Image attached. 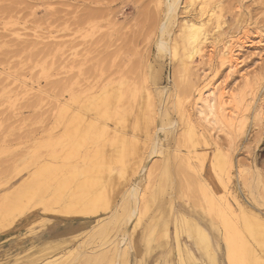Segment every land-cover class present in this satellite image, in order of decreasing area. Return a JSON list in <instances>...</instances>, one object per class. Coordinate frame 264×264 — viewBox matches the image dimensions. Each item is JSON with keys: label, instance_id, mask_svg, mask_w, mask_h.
I'll return each instance as SVG.
<instances>
[{"label": "rangeland", "instance_id": "374dc122", "mask_svg": "<svg viewBox=\"0 0 264 264\" xmlns=\"http://www.w3.org/2000/svg\"><path fill=\"white\" fill-rule=\"evenodd\" d=\"M157 1L158 0H0V118L3 119V127L0 125V171H2L0 172V182L4 181L0 183V198L4 195V191L10 186H6V182L11 180L12 183H15L20 180L21 176L28 173L27 170H24L20 176H13L16 169L19 170L22 166L35 162V151L42 154V162L49 159L50 148L47 146L52 145V142L56 140L48 130L52 114L50 109L53 104L56 103L57 96L65 95L69 98L73 94L80 95L81 103H86L85 101H87L89 97L91 98L96 95L98 97L99 93L103 92L105 89H109L108 87L123 84L126 95L129 96L130 89L132 88L131 90L137 91V98L140 102L143 89L151 88L153 108L157 110L159 108L158 105H164L163 108L167 115L178 120H181V107L178 108V99L184 101L187 100L186 97L188 96L190 99L195 100L198 90L211 80L215 81L216 84L221 82L220 84L227 85V88L229 87L228 90L232 91L234 89L233 91H236V93L241 96L243 95L245 98L250 97L251 90L253 87L256 88V74L252 77L250 84L247 86L241 81L238 72H229L225 65H221L218 51H220L223 42L227 39L241 37L243 30H250L249 34L251 39L254 40L255 45L256 42H259L261 38H257L256 35H258L257 33L259 31L263 30L261 27L264 25V0H222V25L220 31L223 30L222 32H224V37L226 39L217 45V54H214L211 61L207 59L209 62L203 60L201 63V60L195 59L190 62L189 66L192 71L190 70L189 74H185L179 62H173L169 56L165 57V59L157 56L156 41L160 34L159 24L162 20V16H164L163 12H161L164 9V5H158ZM184 1L185 0H182V3ZM182 16L181 8L180 17ZM179 27L180 25H176L174 27L175 31L178 32ZM15 32L18 34L21 33L22 38H18V34H14ZM36 33H38V35ZM53 36L55 38L50 40ZM56 36L59 38L57 39ZM47 37L49 39H47ZM35 39L41 42V44L38 46L27 44L29 42H34ZM63 41L66 43L63 44ZM1 42L3 43L1 44ZM58 42L62 46V50L49 51L47 44L56 45ZM260 49L261 52L259 55L253 48L245 50L243 53L245 62L242 67L244 66L248 71L260 70L261 66L262 69H264V41L260 44ZM46 52L48 53L46 54ZM77 53L80 54L77 55ZM61 54L64 55L61 56ZM68 54L69 56H66L64 59L63 56ZM260 56H263L262 61L258 60ZM66 60H68L67 63ZM47 67L48 69H46ZM205 68L208 69L206 70ZM202 70L207 71L206 80L201 77L203 73ZM191 72H193V74ZM21 73H25L26 75L24 74L22 76ZM197 74L199 77H197ZM16 75L17 77H15ZM172 80L175 82L176 90L169 98L160 93L159 97L158 92L153 91L155 83L160 86H170L173 82ZM84 84L86 85L85 87ZM31 86L35 88L32 89L33 87ZM181 86L183 90L179 89ZM16 87L18 88L16 89ZM190 87H192V92L189 90ZM22 88H27L30 92V96H19L17 102L18 109L12 111L8 104V100L10 101L12 99L10 97L13 95L14 91L17 93L22 90ZM7 89L10 90L7 91ZM182 91H184V93ZM189 94L192 95L190 96ZM72 104V108L76 107L77 109L79 107V104ZM230 104L235 107L234 103ZM127 105H129V102ZM186 107L194 117L192 105L186 104ZM135 111L130 120L128 129L130 133L134 131L132 125L136 120ZM82 113L85 114L86 117L95 115L94 111L92 113L82 111ZM100 121L103 122L104 120L101 119ZM154 121L155 120L150 123L151 139H154V137L160 138L165 147V152L159 155H152L150 158L151 161L149 160L151 166L152 161L155 160L156 162H154L152 166L153 170L155 169L154 172L152 170V185L150 186L151 188L147 190L148 194L145 195L144 201L140 204L141 212L138 215V217H140L138 219L140 225L137 226L136 231L133 230L131 235L132 243L127 250V253H129L126 256H122L121 263L154 264L156 259L160 258L158 264H182L180 263L179 251L176 248V241L180 239L183 250L185 249V252H183L184 256L187 253L186 249L191 247L194 248L195 253L202 260V263L211 264L207 256L198 251L192 240L193 238H191L192 234L187 224L188 221L186 219L184 220V217L188 216V219L194 218L200 220V222L210 229L218 249L216 251L217 264H229L225 253L224 240L213 228L211 217L207 216L209 207H206L208 204H205L206 200L203 194H201V191H199V189L202 190V187L198 189L196 185L200 195L199 197H202L205 202L201 198L200 200L197 198L198 193L196 191L194 192L192 189L194 184H191L192 187L190 190L186 187L187 185L189 186L192 178L198 177L199 175L208 180L212 177L210 167L215 157L213 146L206 147V145L200 143V145L193 147V144L184 133L186 129V123L184 121H180L178 126L175 129L173 128L174 131L167 136L164 128L159 127ZM108 122L111 128L118 125V123L113 120H108ZM261 126L252 128L251 125V128L249 127L250 132L249 130L247 131L249 135L246 133L247 136H244L245 138L235 136L234 142H232L226 132L221 131L219 133V140L224 152H228L229 149L233 147L234 157H238L237 159H240V162L242 161L243 170L248 172L243 173L248 177L252 175L255 177L256 186L253 195L250 194L249 190L247 194L251 198L256 197L257 193L259 200L262 201L260 208L264 209V125ZM120 128L122 131H126V129H122L121 126ZM138 137L139 142L145 146L143 150L147 156L150 150V144L153 140H146L147 137L144 132L139 133ZM145 141H147L146 144L144 143ZM32 149L34 154H32V152H30L31 154L29 153ZM191 152H193V154ZM194 161L198 163L197 165L199 167L204 162V168L200 169L197 167L194 170L191 169V167H193L191 163ZM156 165L160 167H157V170ZM180 165L184 167L185 165L187 167L189 165L188 168L186 167L183 169L187 172L183 170L180 171V169H178ZM164 166H166V168ZM249 166H252V172L250 169L248 170ZM35 168L36 167L32 165L30 170H34ZM148 172L147 169L145 173L147 174ZM181 172L186 175L185 178H191L189 179L190 183L189 180L181 178L184 176L180 174ZM197 173L198 175H195ZM182 179L187 182V185ZM181 181L185 184L184 188ZM146 183L147 182L142 184L143 189ZM209 183L212 187L213 183L211 180ZM182 188L185 191H183ZM193 188L195 189V187ZM187 190L189 194L193 191L191 193L192 195L197 193L196 196H194L195 194L193 195L196 202L192 195L190 196L184 193L187 192ZM184 195L190 196V198L184 197ZM179 196L181 198L183 196V199ZM196 198L199 201L202 200L200 204L204 202V206H201ZM202 207H204V210ZM178 212L182 214L180 213L178 216ZM54 216L55 215L52 216L51 214L44 213L39 208H34L26 211L24 215L14 218L15 220H11L10 218L8 222L9 225L6 221L4 229L2 228L0 231V264H38L39 261L36 260L37 257L35 253L39 250V246L43 244L42 241L39 240V237L43 238L44 236V238H46L51 235L53 236L54 234L52 233L63 234L66 227L76 226L79 227L78 230L81 231L70 237L61 248L59 255H64L61 262L58 264H86V260L88 259L86 256L92 255L91 250L94 248L96 249L95 254L97 255V260H95L97 262L93 264H114L115 260L113 262L109 257L110 254H107L108 252L112 253V251H110L111 246L109 245V248L105 247L112 241L113 237H115L116 232L113 230L116 228L115 225L110 226L111 231L108 230V232L104 234L94 236L84 231L85 228H90V222L86 221L82 223L80 219L72 220L64 217L63 219L60 216ZM150 220L152 224H154V220L156 222L158 221V225L156 226L155 224L153 233L150 234L148 231L144 233V226ZM10 222L12 223L10 224ZM176 223L177 226L179 225L178 227ZM138 230L139 232L137 233ZM79 246L80 249H78ZM171 248H174V250H172L173 255H169ZM81 252L82 256L79 255ZM17 253L21 256H18ZM78 255L80 256L79 260ZM187 264L189 263L187 262Z\"/></svg>", "mask_w": 264, "mask_h": 264}, {"label": "bare ground", "instance_id": "6f19581e", "mask_svg": "<svg viewBox=\"0 0 264 264\" xmlns=\"http://www.w3.org/2000/svg\"><path fill=\"white\" fill-rule=\"evenodd\" d=\"M157 2L158 5H164V9L161 11L164 16H162V20L159 24L160 34L156 41L157 56L164 59L169 56L173 62H179L183 69L182 71L185 74L190 73L191 69L189 63L195 59L201 60V63L203 60L207 59L211 61L214 54L218 51L217 45L226 39L224 37V32H222L223 30L220 31L222 25L221 5L223 1L185 0L182 3V0H158ZM181 8L183 14L182 17H180ZM176 25H180L178 32L174 29ZM261 28L263 30L259 31L257 33L258 35H256L257 38L261 39H259V42H256V45L249 34L250 30H243L241 37L227 39L223 42L220 51H218L221 65H225L229 72H238L241 81L247 86L250 84L252 77L256 74V88L252 86L253 89L251 90L249 98H245L243 95L242 97L240 94L236 93V91H233L234 89L232 91L228 90L229 87L227 88V85L220 84L221 82L216 84L215 81L211 80L198 90L195 100L190 99L188 96L186 97L187 100L184 101L178 99V108L181 107V110L179 109L181 111V120H178L167 115L163 108L164 105H158L159 108L157 110L153 108L154 105L151 99V88V90L149 88L143 89L140 102L137 98V91L131 90V88L128 96L126 95V90H124L125 87L123 88V84L108 87L109 89H105L101 92L102 94L99 93L98 97L97 95L92 96L91 98L87 97L88 99L85 101L86 103H81L80 95L73 94L69 98L65 95L57 96L56 103L53 104L50 109L52 114L48 130L56 140L52 142V145L47 146L50 148L49 159L42 162V154L35 151V162L32 164L29 163V165H24L22 166L23 168L21 167L19 170L16 169L13 176H20L24 170H27L28 173L21 176L20 180L15 183H12L11 180L5 183L6 186H10L4 191V195L0 198V231L2 228L4 229L6 221L8 224L10 218L12 220L22 216L26 211L34 208H39L44 213L51 214L52 216L55 215L72 220L80 219L82 220V223L86 221L90 222V228H85L84 231H87L94 236L104 234L105 232H108V230L111 231L110 226L115 225L116 228H112L116 232L115 237H113L112 241L109 242L105 248H109L110 245V251H112V253H107L110 254V259L113 262L115 260L114 264H122V256H126L129 253H127V250L132 243L131 235L133 230L136 231L137 226L140 225L138 220L140 218L138 215L141 212L140 204L144 201L145 195L148 194L147 190L151 188L150 186L152 185V173L155 170H153L152 166L154 165L153 163L155 160L152 161L151 166L150 158L152 155H159L165 152V147L160 138L154 137V139H151L150 123L155 120L154 122H156L159 127L164 128L167 136L174 131L180 121H184L186 123L184 133L193 144V147L200 145V143L206 145V147L213 146L215 157L210 167L212 175L210 180L213 183L212 187L209 183L210 180L200 175L192 179L189 178L191 179L190 183L188 177L185 178L186 175L182 174L183 171H186L183 170L187 167L186 165L185 167L183 165L178 166L180 171L183 170L180 174L184 176L181 178L189 180V186L194 184L193 187H195V189L192 185L189 188L185 180L182 179V181H185L184 183L187 185V189L190 190L192 187L193 191L198 193L197 198H199V200L200 198L202 199V197H199L198 189L199 187H202L203 191L200 189L199 191H201V194H203L206 200L205 204H208V206H205L209 207V213L207 216L211 217L213 228L224 240L225 253L229 264H264V209L260 208L262 201L259 200L257 193L256 197L251 198L247 194V191L249 190L250 194L253 195L256 186L255 177L253 175L248 177L245 174L248 172L243 170L242 161L240 162V159H237L238 157H234L233 147H231L228 152H224L219 140V133L221 131L226 132L232 142H234L235 136L245 138L244 136H247L246 133L251 125L252 128L264 125V69H262L261 66L260 70L248 71L247 68L244 66L242 67L245 62L243 59V53L245 50L253 48L257 51L258 55L261 52L260 44L264 41V25ZM14 34L18 33L15 32ZM36 34L38 35V33ZM17 36L18 38H22L21 33ZM48 37L47 39H49ZM52 38L54 39L55 37H51L50 40H52ZM36 39L34 42H29L27 44L38 46L41 42L38 40L36 41ZM2 43L3 42H1V44ZM65 43L63 41V44ZM47 45L51 52L54 50L59 51L62 47L59 42L56 45ZM47 53L48 52H46V54ZM78 54L80 53H77V55ZM62 55L64 54H61V56ZM66 56L68 57L69 54L63 56L64 59ZM208 60L207 62H209ZM258 60L262 61L263 56H260ZM67 61L68 60H66V63ZM46 69H48V67ZM206 70H202L203 73L201 77L204 80H206L205 77L207 76ZM191 73L193 74V72ZM21 74L23 76L25 73ZM15 77H17V75ZM197 77H199L198 74ZM85 86L86 85L84 84V87ZM31 87H33L32 89L35 88L34 86ZM17 88L18 87H16V89ZM179 89H182V86ZM8 90L10 89H7V91ZM175 90L176 86L173 81L170 86H160L155 83L153 91L169 98L173 95ZM189 90L192 92V87H190ZM182 92L184 93V91ZM14 93L10 97L12 99L10 101L8 100V104L12 111L18 109L17 102L19 96H30V92L27 88H22V90ZM189 95L191 96L192 94ZM128 102L129 105H127ZM72 103L79 104V107L77 109L76 107L72 108ZM230 103H234L235 107L231 106ZM186 104L192 105L194 117L187 109ZM82 111L90 113L94 111L95 115L86 117ZM134 111L136 112V120L132 125L134 131L130 133L128 132V129ZM101 119L104 121H100ZM108 120L116 121L118 125L111 128L108 124ZM0 125L3 127V119L1 118ZM119 125L122 129H126V131H122ZM142 132L146 135V140H153L150 144V150L148 151L147 156L143 150L145 146H143L138 139V134ZM144 143L146 144L147 141ZM30 152L34 154L33 149L30 150L29 153ZM191 153L193 154V152ZM203 163L199 167L197 165L198 163H195L194 161L191 163L193 166L191 169L194 170L197 167L203 169ZM32 165L36 167L34 170H30ZM158 166L156 165V170L160 168ZM164 167L166 168V166ZM251 167L252 166H249L248 170L250 169L252 172L253 168ZM147 169L149 172L146 174L145 171H147ZM195 175H198V173ZM182 181L181 183H183ZM145 182L147 183L143 189L142 184ZM184 183L182 185L183 188L185 185ZM196 185L198 186V189L196 188ZM183 191L185 190L183 189ZM187 192L184 193L190 196L192 195V192L190 194ZM197 193H194L195 195H193L196 196ZM190 196L184 195V197L189 198ZM193 198L195 201V197ZM197 198L196 200H198ZM181 199H183V196ZM202 200L204 201V199ZM201 201H199V204ZM202 204L200 205L204 206V204ZM202 209L204 210V207H202ZM185 219L188 221L187 224L189 225L192 234L191 238H193L192 240L198 251L205 254L211 264H217L218 260L216 251L218 249L210 229L200 222V220L194 218L188 219V216H185L184 220ZM155 220L154 224H152L151 220L146 223L144 226V233L147 231L150 232V234L153 233L155 224L156 226L158 225V221L156 222ZM135 221L137 222L134 223ZM11 223L12 222H10V224ZM78 229L79 227L77 226L66 227L63 234L52 233L54 234L53 236L51 235L46 238H44V236L43 238L39 237V240L42 241L43 244L39 246V250L35 253V256L37 257L36 260L39 261L38 264L60 263L64 255H59L61 248L70 237L81 231ZM138 232L139 230L137 233ZM176 245L180 255V263L187 264L188 262L189 264H204L195 253L194 248L188 247L186 249L187 253L184 256L183 252H185V249L183 250L180 239H177ZM78 249H80V246ZM172 250H174V248L170 249L169 255L172 254ZM95 253L96 249L94 248L91 250L92 255L86 256V258H88L86 264L97 262V255ZM79 255L82 256V252L79 253ZM80 256L79 258L77 257L78 260L80 259ZM159 259L160 258H157L154 264H158ZM41 260L43 261L40 262Z\"/></svg>", "mask_w": 264, "mask_h": 264}]
</instances>
